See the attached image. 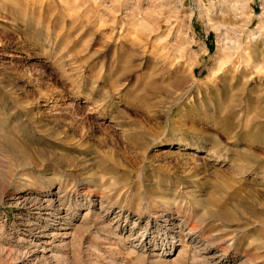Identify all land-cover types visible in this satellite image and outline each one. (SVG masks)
Instances as JSON below:
<instances>
[{
  "label": "rangeland",
  "instance_id": "obj_1",
  "mask_svg": "<svg viewBox=\"0 0 264 264\" xmlns=\"http://www.w3.org/2000/svg\"><path fill=\"white\" fill-rule=\"evenodd\" d=\"M0 264H264V0H0Z\"/></svg>",
  "mask_w": 264,
  "mask_h": 264
}]
</instances>
